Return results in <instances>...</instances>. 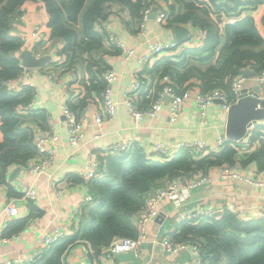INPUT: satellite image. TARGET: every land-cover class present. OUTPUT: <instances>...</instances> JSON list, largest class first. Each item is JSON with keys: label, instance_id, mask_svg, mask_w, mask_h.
Listing matches in <instances>:
<instances>
[{"label": "crops", "instance_id": "obj_1", "mask_svg": "<svg viewBox=\"0 0 264 264\" xmlns=\"http://www.w3.org/2000/svg\"><path fill=\"white\" fill-rule=\"evenodd\" d=\"M240 1L241 4L236 6L233 0H218V2L225 3L231 11L226 14L224 9H220L224 10L221 17L218 18L216 13H211L212 17L218 21L223 31L225 23L235 22L250 14L264 38V0ZM250 1H255V3ZM145 2L151 5V16L144 21L143 27L141 18H136L123 0H108L105 3L102 17L95 22V28L100 33L105 35L114 31L125 41L127 47L135 49V53L127 57L115 45L108 44L104 36L106 64L117 73L111 93L116 109L110 119L98 125L96 114L101 107V97L99 98L95 90L88 91L84 87V81L90 77L87 62L82 59L70 63L62 54L64 41L57 37L51 38L50 17L45 0H25L22 4L20 14L14 21L12 34L23 39L22 49L30 48L36 56L49 53L53 56V60L43 67L23 66L22 76L10 80L9 86L20 91L27 85H34L36 92L34 108L47 115L44 127L53 128L60 135V142L55 146L53 160L45 172L38 173L34 169H26L23 165L12 164L6 171V181L0 179V208L14 196L9 194L8 184L12 185L18 193L24 185L34 187L37 192L35 203L19 200L20 215L17 217L10 216L8 212H3L0 216L2 234L0 259L14 260L20 264H32L36 253L44 248L47 234L57 230H61L64 235L74 232L80 222V207L86 195L90 193V179L82 178L81 172L90 162L91 153H97L103 158L104 151L109 145L128 141L132 145L141 146L149 158L159 160L163 158L156 153L158 143H164L174 149L175 156L181 150L178 149V144L181 142L204 139L214 143L226 135L228 112L223 108L221 101L210 103L202 111L196 107L195 100L191 98L185 103L182 113L175 121L170 120L169 111L166 108L139 124H136L130 117L125 91L137 76L141 75L146 83V89L142 92L141 104L145 105L155 101L154 95L159 91L160 86L170 83V85H175L174 81L167 83L161 76L166 66H169L168 69L171 67L168 62H178V57L185 48L201 47L206 41V32L194 25L192 21L169 22L158 19L159 9L167 13L171 10L178 11L180 9L179 0H145ZM197 5L210 6V0H198ZM177 27L188 32V38L182 41L180 50L161 53L146 63H139V56L146 53L151 43L172 39L178 41L175 31ZM191 40L196 41L197 45L190 44ZM22 49L17 51V55ZM178 68L185 70L181 66ZM257 75L258 72L255 76L247 77L244 87L261 84L257 80ZM190 81L199 83L196 77H192ZM190 91L199 90L194 86ZM83 98H87V103L81 109V113L77 111L80 113L79 116L85 115L90 121L80 143L72 145L69 142L62 106L64 104L69 106V101L78 104ZM32 120L25 122V125L29 124L33 130L38 131L42 127L39 119ZM258 123L264 124V118L259 119ZM247 135L237 148L235 162L225 165L246 178L222 177L223 166L213 167L206 172L212 178L210 182L188 188L181 206L183 211L210 209L215 213L224 211L229 205H233L249 217L256 215L264 207V186L255 183L259 179V169L253 164L242 165L240 161L244 153L252 151L260 144L259 141L249 143ZM1 139L0 134V141ZM106 158H104L105 161ZM18 166L21 169L12 174ZM190 176L182 173L174 180L183 182ZM56 179L62 181L61 185L65 189L62 195L58 193ZM166 181L171 180L166 177L163 182ZM159 210L161 217H155L146 226V238L143 243L147 251L143 257H135L132 252H124L115 257L105 258L101 254L91 253L90 244L81 240L64 254L63 264H141L147 256L151 259L145 264L188 262L191 258V242L185 249L176 253L165 252L161 245V240L165 236H172V232L180 227L181 222L177 220L178 209L174 202L164 199L159 204ZM21 218H27L25 226L17 232L5 234L7 225Z\"/></svg>", "mask_w": 264, "mask_h": 264}, {"label": "trees", "instance_id": "obj_2", "mask_svg": "<svg viewBox=\"0 0 264 264\" xmlns=\"http://www.w3.org/2000/svg\"><path fill=\"white\" fill-rule=\"evenodd\" d=\"M24 1L0 0V179L5 181L6 171L12 164L24 165L36 157V135L47 121L44 112L26 109L35 96L34 87L27 85L16 91L9 86V81L24 70L17 55V51L24 47V41L12 34ZM107 1L45 0L51 38L64 41L62 54L67 61L73 63L83 59L87 62L90 77L84 81V87L88 91L95 90L101 100L105 88L103 72L108 65L104 57L105 35L95 28V22L102 17ZM123 1L136 18H141L144 10L151 6L145 0ZM197 1L179 0L180 9L171 10L168 21H192L206 32L205 44L185 48L178 57L179 61L168 62L171 67L166 66L161 76L168 75L175 82L174 86L180 87V92L194 86L201 92L221 88L232 99L234 78L247 68L259 72L264 67V38L252 15L225 23L222 31L211 13L220 18L222 11L228 14L230 8L218 0H210V6L197 5ZM233 1L236 6L241 4L240 0ZM192 77H196L199 83L190 81ZM86 99H81L78 104L69 101V106L79 115ZM36 118L42 126L38 131L29 124L25 125L28 120ZM247 138L249 143L259 141L260 144L243 154L241 164H253L264 170V124H256ZM239 146L240 142L229 139L216 157L194 158L188 150L181 149L169 160L151 159L137 144L131 145L127 151L108 154L101 176L90 180L92 199L84 201L80 207L79 226L73 233L60 237L45 248L32 264H63L64 254L81 240L90 244V249L94 250L91 253L101 254L103 247L117 238H136V217L145 205L148 191L157 189L166 177L175 181L182 173H206L216 166L231 165ZM8 190L10 195L20 194L10 184ZM26 219L10 222L5 234L19 231L25 226ZM172 238L197 241L201 249L199 264H264V218H241L225 209L218 216L203 217L198 222L182 221L172 232Z\"/></svg>", "mask_w": 264, "mask_h": 264}, {"label": "built area", "instance_id": "obj_3", "mask_svg": "<svg viewBox=\"0 0 264 264\" xmlns=\"http://www.w3.org/2000/svg\"><path fill=\"white\" fill-rule=\"evenodd\" d=\"M150 11V7L144 10L143 16L141 17L142 27L144 25V21L148 19ZM157 16L160 21H166L169 19L170 14L164 10L159 9L157 12ZM37 34L38 33H36V35ZM105 36L108 44L115 45L127 57H130L132 54L135 53V49L127 47L125 41L118 35V33L110 31L109 33H106ZM190 44L197 45L196 41L194 40H191ZM181 45L182 42H178L176 39L153 42L148 46L146 53L139 56V63H146L161 53L178 51L181 49ZM22 74L23 72H21V74L17 77H21ZM115 79H117L116 71L112 67H107L103 72L105 88L103 90V97L101 100L100 110L96 114L97 125L101 124L106 119H110L116 109V104L111 97L112 84ZM246 79L247 76H245L243 72L238 74L234 78L231 84L232 92L234 94V98L232 99L221 88H214L205 92H193L190 90L180 92L177 86L165 84L154 95L155 101H151L144 105L141 104V97L142 92H144V89H146V83L144 78L139 75L131 83L130 87L125 91V99L128 105L129 115L135 121L136 124L143 122L149 117H153L158 111L163 110L165 108L169 111L170 120L175 121L182 113L185 103L188 102L191 98L195 100L196 107L202 111H204L206 107L214 101H221L223 108L228 111L231 104L236 102L239 98L240 90L242 87H244ZM257 80L259 83L264 82V67H262V69L258 72ZM29 86L34 87L33 84H30ZM34 101L35 96L33 100L30 101L29 104L26 106V109L30 112L35 109ZM62 113L66 119L67 130L69 133V142L72 145H78L83 136L85 135L86 126L89 123L90 119L85 115H77V113L67 104H64L62 106ZM254 126H252V128ZM252 128H250L249 131ZM228 140L229 138L226 135L224 137L219 138L214 143H210L204 139H196L188 142L179 143L178 149L188 150L194 158H201L206 155L216 157L218 154L221 153ZM59 142L60 135L53 128L47 126L41 128L37 132L35 141L37 155L35 158L31 159L28 163L24 164L23 166H25L26 169H34L38 173L45 172L47 166L53 160L54 148ZM131 145L132 144L128 141H121L109 145L104 151L103 158L98 156L97 153H91L90 162L81 172V177L87 180H91L94 177L101 176L104 158L110 153L127 151L131 148ZM173 150L174 149L169 148L164 143H158L156 145V153L166 160H169L174 157ZM189 175L191 176L189 178H186L183 182L172 180L166 181L163 182L162 185H159L157 189L148 191L146 193L145 205L140 209L136 217L138 236L136 238L121 237L115 239L109 246L103 247L101 255L105 258H109L115 257L124 252H132L135 257H143L147 251V247L143 243L146 238V226L150 221H152L155 217L159 215V204L164 199H169L174 202L175 207L178 209L177 220L180 222L184 220L198 222L207 215L212 216L214 213L210 209H197L195 211H183L181 209L188 188L196 187L203 183H208L212 180L210 175L201 171L194 172ZM221 176H239L240 178H246L242 175H238L237 173H235L230 168V166L225 165H223ZM258 177L259 179L256 180L255 183L264 186V170L258 171ZM61 182L62 181L60 179H56L55 181L59 195H62L65 192V189L64 187H62ZM20 193V196H12L7 202H5L1 206L0 216L3 212H8L10 216L17 217L18 215H20L19 200L22 199L29 203H35V201L37 200V192L35 188L30 185H24L21 188ZM91 199L92 196L90 193H88L85 197V201H89ZM228 209L239 215L241 218H264V207L260 209V211L256 215H251L249 217H246L243 211L237 209L233 205H229ZM80 211L81 209L79 210V212ZM62 236H64V233L61 230H57L54 233L47 234V237L45 238L44 242V248L42 249V251L45 248L50 247L54 241H56ZM1 237L2 234L0 230V238ZM188 243H190V241H176L172 238L171 235H167L161 240L162 248L167 253H176L182 249H185ZM191 243V258L188 262H180L178 264H199L201 254L200 244L197 241H191ZM42 251L37 252L36 256L42 253ZM90 251L92 252L94 250L90 249ZM0 264L20 263L14 260L0 259Z\"/></svg>", "mask_w": 264, "mask_h": 264}, {"label": "water", "instance_id": "obj_4", "mask_svg": "<svg viewBox=\"0 0 264 264\" xmlns=\"http://www.w3.org/2000/svg\"><path fill=\"white\" fill-rule=\"evenodd\" d=\"M156 14V13H154ZM149 14L148 17H150ZM176 36L179 42H182L188 38V32L183 28L177 27L175 29ZM18 57L21 60L24 67H43L48 62L53 60L51 54H45L43 56H36L34 51L30 48L22 49ZM243 74L247 77L255 76L256 71L247 68L243 71ZM228 121L226 128V136L229 139L241 142L245 139L248 131L252 126L258 123L259 119L264 118V82L254 87H242L240 90L239 98L236 102L232 103L228 109ZM21 169L20 166L16 167L12 174L18 172ZM223 211H217L213 215L218 216ZM160 218L159 214L156 218ZM151 259V257H145L143 263L145 264Z\"/></svg>", "mask_w": 264, "mask_h": 264}, {"label": "rangeland", "instance_id": "obj_5", "mask_svg": "<svg viewBox=\"0 0 264 264\" xmlns=\"http://www.w3.org/2000/svg\"><path fill=\"white\" fill-rule=\"evenodd\" d=\"M170 71V70H169ZM167 83H170L169 81H172L171 80V78L167 75L166 77H164L163 78ZM178 88H180L179 86H178ZM256 125V124H255ZM208 216V215H207ZM207 216H205V217H207Z\"/></svg>", "mask_w": 264, "mask_h": 264}]
</instances>
